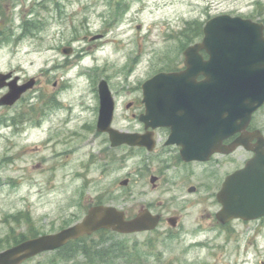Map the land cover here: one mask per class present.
I'll return each mask as SVG.
<instances>
[{"label": "rangeland", "instance_id": "374dc122", "mask_svg": "<svg viewBox=\"0 0 264 264\" xmlns=\"http://www.w3.org/2000/svg\"><path fill=\"white\" fill-rule=\"evenodd\" d=\"M2 13L1 72L37 82L15 106L0 108V251L21 235L68 228L97 204L129 218L141 208L170 216L138 153L110 148L97 132L98 85L107 81L115 98L113 126L137 130L142 83L201 41L194 25L224 14L259 22L264 0H2ZM96 35L103 37L90 41ZM254 125L264 130V107ZM206 237L177 235L167 224L150 233H96L24 264H188L191 244ZM99 250L103 259L91 256Z\"/></svg>", "mask_w": 264, "mask_h": 264}, {"label": "water", "instance_id": "95a60500", "mask_svg": "<svg viewBox=\"0 0 264 264\" xmlns=\"http://www.w3.org/2000/svg\"><path fill=\"white\" fill-rule=\"evenodd\" d=\"M203 32L202 42L185 51L184 71L162 72L143 83L145 113L140 120L147 128L172 126L176 130V125L178 129L189 131L188 136L193 135L196 147L194 158L190 160L205 157L204 141L209 140V147H214L212 141H219L220 133L224 131L234 132L232 125L236 123V130L243 131L238 145L246 147L255 156L244 170L227 181L226 193L236 197L237 216L256 219L264 215V137L260 131L248 135L247 128L253 114L264 105V24L220 15L210 19ZM200 51H206L209 58L204 60ZM63 53L70 55L72 49L65 48ZM11 76V73L0 75V88L9 87V92L0 101L2 106H14L36 85L34 78L23 85L18 84V78L6 83ZM200 76L204 79L198 81ZM98 90V132L108 133L115 148L127 144L152 149L149 142H143V136L123 133L112 127L116 104L108 82L102 80ZM157 91L162 94L161 100H157ZM255 138L257 144L250 146L248 141ZM188 147L190 145L184 146V152L191 155ZM213 150L211 148L210 154ZM127 184L128 180L121 182V185ZM159 223L160 217L147 209L128 220L125 212L116 207L94 206L81 222L69 228L23 241L0 252V264H23L41 253L55 251L71 240L101 230L135 234L152 231Z\"/></svg>", "mask_w": 264, "mask_h": 264}, {"label": "flooded vegetation", "instance_id": "af4514ba", "mask_svg": "<svg viewBox=\"0 0 264 264\" xmlns=\"http://www.w3.org/2000/svg\"><path fill=\"white\" fill-rule=\"evenodd\" d=\"M2 17V0H0V24ZM192 44L182 50L181 61H178L176 66L157 73L184 71L185 50ZM200 55L204 60L208 59L207 52L200 51ZM203 79L202 76L198 77V81ZM7 91V87L0 89V99ZM3 92L5 93L2 94ZM141 93L139 103L142 112L138 115L133 114V118L139 121V128L126 132L143 136V142H149L152 149H148L145 145L137 147L123 145L120 148H125L128 153H138L141 171L149 173L147 178L152 190L159 192L160 198L166 195L164 201L160 200L161 209L165 205L168 209L172 206V214L168 217H165L164 211L154 213L161 216L160 225L167 224L172 233L177 235L210 236L191 244L190 253L196 255L188 260V264H264V215L256 219L237 216L236 210L239 205L235 202L236 197L227 194L225 187L227 181L245 169L249 160L254 157L253 152L238 145L243 131L236 130L234 123L232 125L234 132L220 133L221 139L212 141L214 147H209V140L204 141L205 157L190 160L196 148L195 144L193 145L195 142L193 135L188 136L189 131L178 129L176 125H173L176 130L172 126L159 127L155 130L147 129L146 124L140 120V116L145 111L142 86ZM161 96L162 94L157 91V100H161ZM131 105L129 104L127 108ZM178 112L181 113V110ZM207 127L209 129L210 125ZM257 130L264 136V130L254 125L253 117L247 133L251 135ZM100 136H104L105 144H109L112 148L109 135L103 133ZM256 143L257 139L249 141L250 146ZM185 145H190L188 150L191 155L184 152ZM211 148L214 150L210 154ZM106 153H109V150L104 153L105 159ZM143 176L147 181L146 176ZM180 263L175 262V264Z\"/></svg>", "mask_w": 264, "mask_h": 264}, {"label": "trees", "instance_id": "16d2710c", "mask_svg": "<svg viewBox=\"0 0 264 264\" xmlns=\"http://www.w3.org/2000/svg\"><path fill=\"white\" fill-rule=\"evenodd\" d=\"M191 24V23H190ZM193 29V35L195 36V37H198V36H201L202 35V26L201 25H198L197 27H195V25H194V27L192 28ZM193 41V40H192ZM102 234H106V233H110V232H101ZM38 235H40L38 232H32V236H30V237H37ZM29 237H26V236H23V235H21V236H19V237H16L15 238V240H14V245H16V244H18V243H20V242H22V241H24V240H26V239H28ZM74 243H78V241H76V242H73V243H71V244H69L67 247H64L63 249H61L60 251H58V252H62L63 250H66L67 248H69L70 246H72V244H74ZM102 249V248H101ZM75 251H77V249H75L74 250V252ZM102 250H99L98 251V254H99V256H94V255H91V256H93V257H95V258H100V259H103V257H104V255H105V252H104V254H102L101 255V252ZM84 253V252H83ZM88 253V252H87ZM89 254V253H88ZM84 258L85 259H87L88 260V255L87 254H85L84 253Z\"/></svg>", "mask_w": 264, "mask_h": 264}, {"label": "bare ground", "instance_id": "6f19581e", "mask_svg": "<svg viewBox=\"0 0 264 264\" xmlns=\"http://www.w3.org/2000/svg\"><path fill=\"white\" fill-rule=\"evenodd\" d=\"M112 42V41H111Z\"/></svg>", "mask_w": 264, "mask_h": 264}]
</instances>
